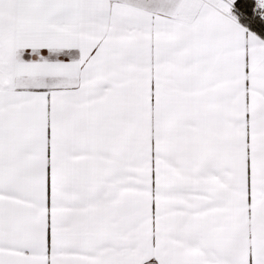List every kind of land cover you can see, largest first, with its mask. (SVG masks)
Wrapping results in <instances>:
<instances>
[{
    "label": "snow or ice",
    "instance_id": "1",
    "mask_svg": "<svg viewBox=\"0 0 264 264\" xmlns=\"http://www.w3.org/2000/svg\"><path fill=\"white\" fill-rule=\"evenodd\" d=\"M0 264H264V0H0Z\"/></svg>",
    "mask_w": 264,
    "mask_h": 264
}]
</instances>
